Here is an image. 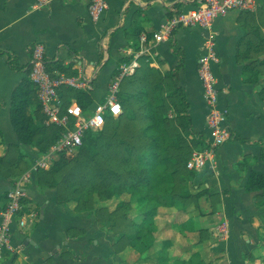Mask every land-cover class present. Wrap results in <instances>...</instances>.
<instances>
[{"label": "crops", "instance_id": "crops-1", "mask_svg": "<svg viewBox=\"0 0 264 264\" xmlns=\"http://www.w3.org/2000/svg\"><path fill=\"white\" fill-rule=\"evenodd\" d=\"M35 3L0 0V51L7 52H0V217L7 208L9 192L18 185H23L25 192L22 209L12 224V250H4L0 264H117L113 236L97 223L94 214L83 211L84 201L77 200L79 192L73 193L66 168L53 172L61 154L47 158L49 152L40 154L36 147L20 144L11 118L13 95L31 64L32 48L42 44L52 77L84 81L82 89L97 101L104 100L110 85L117 81L125 94L145 91L149 97L158 85L166 96L183 87L194 130L208 137L209 111L198 74L205 53L201 30L179 29L168 41L153 40L175 11L189 10L196 4L194 0H108V9L94 21L89 12L91 0H55L41 8H35ZM263 7L264 0L255 9L230 11L214 22L221 61L213 71L220 106L226 112L224 126L231 137L240 135L247 143L230 140L215 149L211 184L226 191L222 221L231 226L230 234L235 221L229 213L236 208L235 218L247 229L235 231L233 236L240 244H251L249 254L257 255L262 247L253 240L259 242L263 230L255 221H264V208L256 207L255 194L247 193L244 186L252 170L264 173V26L256 20ZM231 14L233 22H227ZM143 36L147 37L148 52L140 54ZM9 53L18 58L22 71L9 66ZM134 63V73L122 76V66ZM75 90L65 86L60 95L66 103H74L71 93ZM35 97L40 101L37 91ZM38 112L32 104L29 113ZM42 112L45 114L43 107ZM43 160L46 166L36 167ZM244 162L250 163L248 169L239 165ZM27 174L30 178L25 181ZM98 204L90 201L91 206ZM182 215L177 214L172 223L160 221L156 236L157 241H173L171 256L189 259L200 252L191 246L190 233L176 231L163 237L171 225L178 228L187 223ZM231 242L230 235L225 248H212V252L225 250L227 264H260L257 259L244 260L246 247H235Z\"/></svg>", "mask_w": 264, "mask_h": 264}, {"label": "trees", "instance_id": "trees-1", "mask_svg": "<svg viewBox=\"0 0 264 264\" xmlns=\"http://www.w3.org/2000/svg\"><path fill=\"white\" fill-rule=\"evenodd\" d=\"M34 48L35 45L32 48V53ZM0 52L3 54L7 53L5 51ZM8 63L14 70H23L19 64L18 58L11 53H9ZM45 64L47 71L52 75L53 73L48 67L46 57ZM31 69L32 64L27 67L25 72L26 76L22 85L14 92L11 118L20 144L23 146H34L40 154H46L49 152L52 144L56 143L65 132L62 128L54 124H46L47 117L42 112V104L39 100L35 101L37 98L35 97L37 87L30 79L29 75ZM131 81L132 80H130V83H132ZM71 96L76 98V103L81 107L84 113L91 112L99 103L104 101H97L83 89L73 91ZM118 100L122 105L123 114L118 118L108 116L104 129L108 123L113 121L118 125L123 124L126 120H137L144 124L142 130L144 141L141 145L135 140L128 139L126 136H121L119 144L120 141H122V143L127 142L128 145L125 146L122 151L123 153L119 152V147L116 153H114L115 157L116 154H120L123 155L124 160L137 162L138 170H133L132 183L127 180L123 181L122 175L118 173L117 170H113L114 168L112 170L110 168H104L103 163H100L99 160L96 161L94 158L90 159L89 153L88 158L91 161L86 163V167H80V169H78L79 167L76 168L77 166L74 167V171L71 170L67 177V179L70 180L71 187H73L76 193L79 192V198H77V200L80 201L83 195L88 197V200L84 201L85 208L83 211H88L90 216L94 214L97 223L103 227L104 221L100 217V212L104 211V209L99 206L90 205L89 198L92 193L94 192L95 195L99 194V196H101L99 190H103L104 192L111 193L110 196L114 197L129 190L133 196L136 197L134 200L128 202L131 210H134L132 215L136 232L132 234V237L136 242L144 243L145 240H149V246L160 251L158 257L160 260L162 259L161 262H164V264H207L200 252H195L189 259L171 256L169 252L173 247V241L167 240L159 243L154 236L155 229L153 222L158 216L159 210L161 208H176L180 209V211H184L183 204L180 202L179 198L191 196L189 192L182 193L180 197L175 194L176 175L180 173L182 168L188 171L187 159L186 157H181L189 150L188 143L185 142V139L193 136V142L197 146L202 144L205 148L210 146V143L204 138V134L194 130L190 114V104L185 89L183 87H176L173 92L170 91L166 96L161 92L160 85H158L155 87L150 97L145 91L137 93L136 95H128L125 94L123 89H120ZM32 104H36L38 107L39 112L37 114L29 113V108ZM67 104L70 103L67 102ZM136 104L140 105L139 113H136ZM171 111L176 114L175 118L169 117L168 112L170 113ZM208 111H210L209 106ZM179 127H182L184 132L180 131ZM101 132L103 133V131ZM99 133L100 131H88L86 133L82 146V154L84 152L88 154L90 146L100 143ZM174 133H176V135H174ZM106 138L107 137H102V139ZM230 140L247 143V140L240 135H233ZM223 145L215 147L216 151ZM174 150H178L179 157L172 154ZM65 158L66 155L61 154L59 161L55 162L53 165V172L67 168L70 163L65 161ZM239 165L248 169L250 163L244 162ZM73 179L76 182H74ZM244 187L247 193L255 194V197L263 194L264 173L256 169L252 170ZM263 203L264 202H262V204ZM256 207L259 209L260 204L258 203ZM235 209L236 208H232L231 213H229L230 217H234L235 227L232 226L233 232L230 234L231 226L228 225V233L229 237L231 235L232 245L235 247H246L247 252L243 256L245 260V257L250 255L249 250L252 245L246 243L240 244L233 236L235 231L247 229V226H241L240 220L238 221L235 218ZM248 212L250 213V211ZM111 220H114V218H110V221Z\"/></svg>", "mask_w": 264, "mask_h": 264}, {"label": "rangeland", "instance_id": "rangeland-1", "mask_svg": "<svg viewBox=\"0 0 264 264\" xmlns=\"http://www.w3.org/2000/svg\"><path fill=\"white\" fill-rule=\"evenodd\" d=\"M234 14L235 12L233 15ZM256 16V20H259V22L264 26V7L262 8V11H260V13H258ZM228 21L233 22L232 14L229 15L227 22ZM139 109L140 105L136 104V113H139ZM170 114L173 116V118H175L174 112H168V115ZM143 127L144 124L137 120H126L121 125L116 124L114 121L108 123L106 128L101 130L103 133L101 131L99 133L100 143L90 146L88 154L86 152L82 154V147L74 151L68 150L62 153L66 155L65 161L70 163L65 169L66 175H68L71 170L74 171V167L76 166V168L79 167L78 169H80V167H86V163L90 162V159L94 158V160H99L100 163H103L104 168H110L111 170L114 168L113 170H117L118 173L122 175L123 181L127 180L128 182L131 181L132 183V173L133 170H138V163L135 161L130 162L126 159L124 160L123 155L120 154H116L115 157L114 153H116L118 147L119 152H122L125 146L128 145L127 142L122 143V141H120L119 144L121 136H126L128 139L135 140L141 145L144 141L142 133ZM179 129L180 131L184 132L182 127H179ZM174 135H176V133H174ZM102 137L107 138L102 139ZM204 138H206L207 142L211 140L210 136ZM60 139H58L56 143H53L52 147L55 146ZM193 139V136L185 139V142L188 143L189 150L181 157H186V163H189L195 152L204 153L211 151V145L207 148H205L203 144L197 146L193 142ZM177 151L178 150H174L172 154L179 157V153ZM89 153L90 159L88 158ZM131 163H134L135 165ZM212 163L213 161L207 163L206 167L200 171L188 168L187 164L189 172L182 168L180 173L176 175L175 194L180 197L182 193L189 192L191 193V196L187 198H179L180 202L183 204L184 211H180V209L176 208H165L163 210V214L157 216L153 222L155 229L154 236L158 240L156 233L157 230H159L158 223L160 221H162L163 224L168 222L172 223L175 219H177V214H183L185 217L182 218L184 220L187 218V223L184 224V226L180 225L179 227L181 228L178 227L179 229L176 228V226L171 225L169 230H166L163 237L168 238V236H171L176 231H181V233L184 232L186 234L190 233L189 238L191 239V246H193L194 249L200 250L202 257L207 264H227L228 261L226 254L224 253L225 250L219 251L216 249V254L212 252V248H225V241H227L229 238L228 225L222 221L223 216L225 215V207L222 197L225 195L226 191H220L215 187V185L211 184V174L215 168ZM209 167L211 170H207ZM73 181L76 182L74 179ZM99 191L101 192V196H99V194L95 195L93 192L89 198V202H98V206L104 209V211L100 212V217L104 221L103 227L105 231L109 232L114 238V251L117 258L116 263L164 264V262H161L162 259L160 260L158 257L160 251L151 248L149 246V240H145L144 243H139L136 242L132 237V234L136 232L132 215L134 210H131L128 202L134 200L136 197H134L129 190L124 191L119 196L116 195L114 197L110 196L111 193L104 192L103 190ZM73 193H76V191L73 190ZM87 198L88 197L86 195L81 196L80 202L87 201ZM255 200L256 204L259 203L260 208L263 209L264 203L262 204V202H264V193L256 196ZM110 218H114V220H111V222ZM255 223L259 229L261 228L263 230V236L259 242L256 240H253V242L255 244H259V247H262V251L259 255L251 253L245 258L248 260V262H254L257 259L260 264H264V221L262 222V220L259 219L256 220ZM167 240L170 239H164L158 242L162 243ZM189 246L190 245H188V247Z\"/></svg>", "mask_w": 264, "mask_h": 264}, {"label": "built area", "instance_id": "built-area-1", "mask_svg": "<svg viewBox=\"0 0 264 264\" xmlns=\"http://www.w3.org/2000/svg\"><path fill=\"white\" fill-rule=\"evenodd\" d=\"M55 0H36L35 8L45 7ZM263 0H194L196 6L185 11H175L154 34L155 43H161L170 40L174 33L179 29L199 28L204 38L205 53L200 58L198 74L204 88V99L209 106V115L207 125L209 129V141L211 145L210 152H195L188 163V168L200 171L204 169L207 163L212 162L216 155L215 147L228 142L231 133L224 126L225 110L219 106L218 92L216 89L217 78L213 67L221 61L218 50L216 33L214 31V22L221 16L230 11H245L257 8ZM108 0H91L89 12L94 21H98L102 14L108 9ZM147 37L141 39L140 54L148 52L145 49ZM45 48L42 44H37L33 50L30 72V79L37 87L39 99L48 122L64 130V134L59 142L50 148V155L62 154L68 150L74 151L83 146L84 137L88 131H101L104 129L107 117L118 118L123 114V108L118 100L119 84L117 81L110 85L109 92L102 103H99L94 110L84 113L81 107L76 103L67 104L60 95L62 87H72L82 89L85 82L80 79H71L67 77H52L47 71L45 64ZM137 64L123 65L122 76L132 75ZM46 159V157L44 158ZM45 167L43 161L37 162L36 167ZM30 178L29 174L25 176V181ZM25 195L23 185H18L9 192V202L7 208L0 217V257L4 250L11 249V231L12 224L16 221L21 209L22 199ZM24 225V220L20 221Z\"/></svg>", "mask_w": 264, "mask_h": 264}]
</instances>
